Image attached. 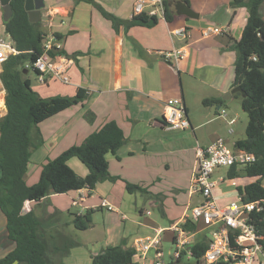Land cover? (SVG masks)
I'll list each match as a JSON object with an SVG mask.
<instances>
[{
    "label": "crops",
    "instance_id": "crops-1",
    "mask_svg": "<svg viewBox=\"0 0 264 264\" xmlns=\"http://www.w3.org/2000/svg\"><path fill=\"white\" fill-rule=\"evenodd\" d=\"M96 1L121 18L129 19L134 15L133 4L135 0ZM189 1L193 10L199 13V18L175 14L171 22L166 19H159V23L151 28L136 26L126 32L123 27H120L117 32L113 29L111 22L88 2L45 0L48 19L44 21V26L54 28V31L47 35L55 32L62 34L63 38L59 42L60 47L69 54L82 52V55L76 58H68L71 62L68 69L69 83L50 78L43 83L38 81V85L32 83L33 88L42 97L73 96L77 93L78 88H84L87 90L88 98L83 105L66 109L46 119L38 127L31 130V157L26 175L28 184H34L40 177L44 162L41 165L39 163L34 164L33 160L37 154L54 158L70 146L82 143L90 133L99 129L106 122L113 120L125 132L126 142L115 154H107L110 172L132 183H143L144 186L148 187L151 193L144 195L149 199L150 205L159 210L160 217L167 222V226L162 227L155 220L149 218L147 215H152L150 209L145 210L143 207H138L142 219L146 215L142 224L153 230L155 228H167L163 233L169 232L170 240L172 239V231L168 228L182 222L188 204L197 200L194 196H189L191 178L196 165V149L198 146L208 145L219 136L230 134L229 120L227 115L225 118L220 116L222 111L220 104L217 106L216 116L212 115L209 107H205L208 117L205 122L219 123L216 130L209 134V143L203 145L197 143V147L190 148L180 143L176 146L174 143L172 147L169 146L168 150H165L167 143L162 140L159 146L156 143L149 144L148 142V145L144 144L143 147L136 149V145L140 141L145 142V138L154 131L158 132L160 127L165 131H170L162 126L166 101L169 98L181 97L184 100L191 129L196 134V130L203 123L196 125V120L192 114L190 117L187 93L184 85L179 89L177 88L174 70L179 75L186 73L190 77L196 78L199 65L194 56V47L189 49L188 46L209 37H212V40L206 53L212 57V63L215 64V67L221 69L226 59L225 56L231 50L229 45L234 40L240 39L248 17L247 8H233L231 0ZM224 4L228 6V17L222 28H226L227 32L211 34L207 37L202 36V30L216 26V22L211 20V17ZM2 14L3 8L0 4V33L4 28ZM181 28L187 29L189 32L187 40H190L188 46L177 47L173 37L180 36L176 31ZM183 47L186 48L187 55L173 65L158 53L159 51ZM200 53L203 52L200 51ZM223 72L225 73L226 70ZM227 78L226 75L222 81L220 80L212 87L210 93L201 95V97L221 98L225 92H229L232 88V84L227 85ZM202 82H204L203 79ZM199 92H201V88ZM227 127H229L228 130ZM74 159H69L68 164L79 175L85 176L88 170H85ZM184 168L188 170L187 173L182 172ZM255 179L256 177H247V181L238 183L237 187H243ZM111 183L110 196L119 206H113L111 211L122 210V200L128 191L122 181ZM118 188L119 190H117ZM96 189L92 193L87 188H83L68 193L51 194L39 202L30 201V211H33L41 220L45 216L42 224L49 228L46 223L50 221V219L47 220L48 218H53L52 215L56 214L57 217H62L64 210L71 213L69 208L73 198L83 197L80 206L86 210L98 207L103 198L94 194ZM162 193L164 195L163 197L161 195L160 199L151 198V194ZM215 195L217 196L216 192ZM121 197L123 199L120 201ZM60 198H67V203L61 202ZM46 200H50V203H47ZM220 200L223 201L224 199ZM161 204L162 206H160ZM39 206L46 207L41 211ZM148 211L150 213H147ZM79 214H84V212ZM122 216L127 218L125 213ZM123 245L128 246L127 241ZM14 247L15 242L8 237L6 217L0 210V257L5 256Z\"/></svg>",
    "mask_w": 264,
    "mask_h": 264
},
{
    "label": "trees",
    "instance_id": "trees-1",
    "mask_svg": "<svg viewBox=\"0 0 264 264\" xmlns=\"http://www.w3.org/2000/svg\"><path fill=\"white\" fill-rule=\"evenodd\" d=\"M26 0H11L13 14L8 21H3L2 33L10 35L20 54L11 55L3 64L0 74L1 81L7 91L5 96L6 113L0 118V210L6 217L8 237L15 242V247L5 256L0 257V264H56L55 255H65L76 242L67 235L55 236L49 233L33 211L22 214L27 200L39 202L51 194H62L87 188L93 192L97 184L105 181H122L129 193H151L143 183H132L121 176L110 172L108 153L115 154L126 142L123 129L115 121L106 122L99 129L90 133L85 140L72 145L54 158L44 160L40 177L34 184H28L26 175L30 162V132L33 128L62 111L77 105H83L88 98L87 90L78 88L73 96L54 95L42 97L32 85L29 77L28 62H34L45 52L47 35L41 29V23L29 21L25 9ZM85 1L92 4L107 20L115 31L123 27L127 32L132 27H154L159 18L146 13L134 14L124 19L108 11L96 0ZM177 0H164L165 19L173 21L176 14L173 4ZM190 4L189 0H184ZM264 0H231L234 8L246 7L248 17L239 40H234L229 48L235 51L234 78L232 88L241 86L247 93H235L241 97V106L248 115L246 136L238 139L234 145L255 155L256 160L242 167L248 177L256 180L238 187V192L244 193L248 199L255 201L264 198ZM56 41L63 35L53 33ZM48 53L51 57H77L82 52L69 54L65 49L53 45ZM222 98H205V106L220 104ZM76 157L88 168V173L81 176L72 169L68 161ZM238 176V166L232 165L227 177ZM151 198L160 199L162 194H151ZM163 204V201H161ZM162 204L160 206H162ZM161 208V207H160ZM93 208L84 214H74L73 224L77 229L86 230L90 227ZM253 223L264 237V210L254 214ZM182 228L197 232V223L189 220L181 224ZM175 245V239H171ZM264 244V238L261 240ZM207 249L205 235L190 242L180 250V256L168 264H189L187 256L191 253L192 263H201V258ZM135 249L127 245H109L92 256V264H131L134 262ZM64 264V263H61ZM218 264H224L218 263Z\"/></svg>",
    "mask_w": 264,
    "mask_h": 264
},
{
    "label": "built area",
    "instance_id": "built-area-1",
    "mask_svg": "<svg viewBox=\"0 0 264 264\" xmlns=\"http://www.w3.org/2000/svg\"><path fill=\"white\" fill-rule=\"evenodd\" d=\"M133 13H146L149 16H156L165 19L164 0H135ZM226 28L210 26L201 31L202 36L211 34H224ZM183 38L189 37V32L185 28L176 31ZM0 37V74L3 64L11 55L20 54L22 51L15 46L10 35ZM45 52L34 62H28L27 68L34 70L40 83L47 79L55 78L63 83L70 82L68 69L71 62L64 56L51 57L48 50L56 45L61 48L53 34L47 35L44 39ZM160 55L168 60L171 65L178 63L187 55L186 48L159 51ZM0 93L3 95V106L6 110L5 96L6 89L0 77ZM0 114V118L5 115ZM221 117H226L224 110ZM236 119H231L228 123L234 125ZM162 126L166 130H186L191 128L188 112L184 100L181 97L169 98L166 101V109L162 118ZM234 132L233 128L229 133ZM256 160L254 154L229 145L223 136L217 137L206 146H198L196 149V165L191 178L189 196H197L196 202L190 203L184 214L182 222L172 225L168 230L172 231L175 239L176 249L171 252L174 258L180 256V250L190 242L197 234L205 235L207 249L201 258V263L189 264H264V244L263 235L253 223L254 214L264 210V198L251 201L244 193L238 192L234 199L222 202L215 195L214 191L218 181L215 179V172L221 167L232 165L245 166ZM225 179L220 177L219 181ZM83 197L73 198L72 205H80ZM98 207L113 209V205L103 198ZM147 213H150L148 211ZM189 220L197 223V232H190L182 228L181 224ZM204 226V227H203ZM205 232L200 233L202 230ZM154 236H138L134 239L135 249L134 262L131 264H146L148 253L151 249L155 250L154 264L163 263L162 233L167 228H155ZM191 258L189 253L187 259Z\"/></svg>",
    "mask_w": 264,
    "mask_h": 264
},
{
    "label": "rangeland",
    "instance_id": "rangeland-1",
    "mask_svg": "<svg viewBox=\"0 0 264 264\" xmlns=\"http://www.w3.org/2000/svg\"><path fill=\"white\" fill-rule=\"evenodd\" d=\"M227 8V4L222 5L216 12V14L211 17V20L216 22V26L222 27V25L227 22ZM262 8L264 16V4ZM40 23L41 29L45 32L46 35L49 32L54 31V28L44 26V21H40ZM3 36L7 37L5 33H0V37ZM173 38L176 41V44L178 45L177 47L181 45L188 46L190 40H187V38H182L180 36H174ZM211 40L212 37H209L207 39H201L194 43V45L188 46L189 49L194 47L195 50L194 56L197 58L196 60L199 65V72L196 75L197 79L190 77L186 73L179 75L177 71L174 70L175 79L177 81V88L179 89L181 88V86L184 85L185 91L187 93L186 97L188 105L190 107V117L192 114L193 118L196 120V125L203 123L202 125H200L201 127L196 130L197 135L193 132L191 128L186 130L175 129L165 131L160 127L158 132L154 131L148 137H146L145 142L140 141L139 144L136 145V149L139 147H143L144 144L148 145V142L149 144L156 143L159 146L161 140L167 143V146H165V150H168L169 146L172 147L174 143L176 144V146L180 143L181 145H185L189 148L193 146L197 147V143L202 145L209 143V134L216 130L217 125L219 123L205 122L208 120V117L206 115L207 111H205L204 108L209 107L210 112L213 113L212 115L216 116V109L218 104L205 106V104L203 103V100L205 98H202L201 95H206L207 93H210V91H212V87L215 86L220 80L222 81V79L225 78L226 75L228 76L227 85L232 84L234 78V61L236 57L235 51L231 49L225 56L226 59L224 60L221 69L215 67V64L212 63V57H210V55L206 53ZM200 51H202L203 53H200ZM222 70H226V72L224 73ZM29 77L31 78L33 85L39 84L37 74L34 70L30 69ZM202 79L204 80V82H202ZM200 88L201 92H199ZM227 92H225V94L221 96L223 102L220 107V110L225 111L227 119L229 121L235 118L237 120V123L229 126L233 128L234 132L230 134L227 133L223 137L227 139L229 145L233 146V144L238 139H242L246 136L245 131L248 122V115L241 106V97L238 95H234L230 98H226L225 96L227 95ZM2 97L3 95L0 93V114H4V112L6 111L5 107L3 106ZM229 127H227V130ZM169 142H172V144H169ZM46 157V155L40 156L37 154V156H35L33 160L34 164L39 163V165H41L46 159ZM73 158H75L74 160L81 164L85 170H88L86 165L83 164L78 158ZM227 171L228 167H221L215 172V179L218 181V183L216 185L214 193L216 192L219 199H224L222 202L234 199V197L238 195V183L246 182L248 177L244 174L242 166H238V176L234 179H229L227 177ZM182 172L187 173L188 170L184 168ZM221 175L225 179L223 182L219 181V176ZM261 183L264 186V179L261 181ZM97 186V189L95 188L97 191L94 192V194L102 198H107L111 203H113L112 205L114 207H119L118 204L112 200V196H110L112 186V183L110 181L101 182L97 184ZM117 190H119V188ZM163 195L164 194L162 193V197ZM119 196H121V194H119ZM195 197L198 198L197 196ZM121 199L123 198L121 197L120 201ZM60 201L65 204L67 203V198H60ZM122 201V210L115 209L114 211H111L107 207L93 208L95 209V211L92 214L91 224L90 227L86 230L77 229L72 222L74 214H79L81 212L85 213L87 211L80 205H71L69 208L71 213L64 210L62 212V217H57L58 215L56 216L55 214L52 215L53 218H48L47 220L50 219V221L46 224L49 226L47 230H49L50 234H53L55 236H61L66 234L77 244L76 246L71 248L69 253H66L63 256L57 253L55 255V263L92 264V256L99 253L103 248L109 245H123L124 241L126 240L128 246H131L134 242V239L138 236H154V230L142 224V220L146 215L143 216L142 219V217L139 215L138 207H143L145 210L150 209L152 211V215L147 216L152 220H155L158 225L162 227L167 226V222L162 220V218L160 217L159 210L157 208H153L150 205L149 199H147V197L141 192L134 194H130L127 192ZM46 202L50 203V200H46ZM46 206H39V210L42 211L43 209H45ZM123 213L127 215L126 219L123 218ZM44 218L45 216L42 219L44 220ZM43 220H41V222ZM42 225L44 226V224ZM206 230L207 229L202 230L200 233H203ZM201 235L202 234H197L195 237H193V240L197 241ZM162 239L163 240L161 248L163 251V263L168 264L169 261L172 259L171 252H173L176 247L174 243H172L170 240L169 232L163 233ZM154 258L155 250L151 249L148 253L146 264H154ZM186 261L192 263L193 259L189 258L186 259Z\"/></svg>",
    "mask_w": 264,
    "mask_h": 264
},
{
    "label": "water",
    "instance_id": "water-1",
    "mask_svg": "<svg viewBox=\"0 0 264 264\" xmlns=\"http://www.w3.org/2000/svg\"><path fill=\"white\" fill-rule=\"evenodd\" d=\"M0 4L3 8V20L6 22L11 18L13 14L11 0H0ZM172 4L175 8L177 15H185L190 18H199V13L193 10L190 4H188L184 0H177L174 3H171V5ZM25 9L28 12L29 21L32 23L46 21L48 19L45 0H26ZM238 92L241 93V96L243 98L247 96V93L242 89L241 86H235L231 88L229 92H227V95L225 97L230 98L233 96V94ZM29 203L30 200H27L25 202L24 207L22 209V214L29 213L30 211ZM124 244H126V240L124 241Z\"/></svg>",
    "mask_w": 264,
    "mask_h": 264
}]
</instances>
